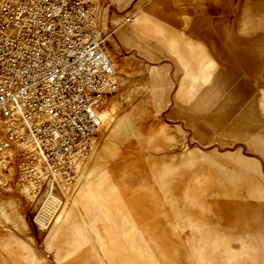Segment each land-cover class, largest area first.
<instances>
[{
  "label": "rangeland",
  "instance_id": "rangeland-1",
  "mask_svg": "<svg viewBox=\"0 0 264 264\" xmlns=\"http://www.w3.org/2000/svg\"><path fill=\"white\" fill-rule=\"evenodd\" d=\"M98 2L119 89L65 187L90 230L63 207L42 226L48 194L0 188V264H264V71L249 72L263 50L248 45L263 23L231 0ZM133 6L147 27L124 40Z\"/></svg>",
  "mask_w": 264,
  "mask_h": 264
},
{
  "label": "built area",
  "instance_id": "built-area-1",
  "mask_svg": "<svg viewBox=\"0 0 264 264\" xmlns=\"http://www.w3.org/2000/svg\"><path fill=\"white\" fill-rule=\"evenodd\" d=\"M109 17L96 0H0V172H14L0 188L28 186L37 199L75 177L119 89Z\"/></svg>",
  "mask_w": 264,
  "mask_h": 264
},
{
  "label": "bare ground",
  "instance_id": "bare-ground-1",
  "mask_svg": "<svg viewBox=\"0 0 264 264\" xmlns=\"http://www.w3.org/2000/svg\"><path fill=\"white\" fill-rule=\"evenodd\" d=\"M98 2V0H96ZM99 3V2H98ZM115 9V8H113ZM125 18V17H124ZM111 22L109 23L108 21H104V23L102 24L103 26V31L106 34V31H108V33L106 34V38L107 41L108 39L114 35V31L112 29H109L111 26ZM137 52V51H136ZM145 62H148V60H146ZM115 67V65H114ZM115 74H116V68H115ZM117 80V77H116ZM118 82V80H117ZM113 94H111L110 96H112ZM108 96L104 102V104L102 105V107L98 110L97 112V116H98V121H99V128L98 130L101 128L102 123H103V116H102V112L101 110L107 105V103L109 102V97ZM113 109H111L112 111ZM111 111L109 112H105L104 116H105V122L108 120H110V118L112 117L111 115ZM98 130L96 131L95 135L92 136L91 140H90V150L88 151V153L82 157L78 163H77V167H76V175L75 177H73V179L70 182H67L66 184H64L63 186L59 187L57 189V191L55 193H59V191L61 189H63V194H64V201H58L56 198L53 197V194L55 193H51L49 190L45 191V193L39 198L42 199L43 196L45 194H48L46 201H44V205L40 211V213L38 214V216L36 217V220L38 221L39 224H41L42 226H46L47 224L50 223L52 217H54L58 211L60 210L61 207H63V209H69L72 213L75 214L78 223L81 226L82 231L87 235L88 230H90V226L89 224L83 219L82 215L80 214L77 205L75 203V201H73L71 199V197L68 195V189H66V186H69L71 183L74 182L75 178L77 177V174L81 168V166L83 165V163L85 162V160L87 159V157L89 156V154L91 153V150L93 148V145L95 144V136L98 134ZM12 155V154H11ZM84 170V169H83ZM14 176V172L13 170H11L10 172H8L7 174L0 172V184H4V183H8L9 180ZM83 176V175H82ZM83 178V177H82ZM81 180V179H80ZM103 178H100L97 180L98 184L103 182ZM83 181V180H82ZM16 187H18V189L25 194L26 198L29 201H36L37 199L34 196V193L32 192V189L29 188L28 186H24V185H17ZM3 190H10L11 188H7L5 189L4 187H1ZM38 199V200H39ZM60 205V206H59ZM56 217V216H55ZM54 219V218H53ZM47 227V226H46Z\"/></svg>",
  "mask_w": 264,
  "mask_h": 264
},
{
  "label": "crops",
  "instance_id": "crops-1",
  "mask_svg": "<svg viewBox=\"0 0 264 264\" xmlns=\"http://www.w3.org/2000/svg\"><path fill=\"white\" fill-rule=\"evenodd\" d=\"M244 4L242 6V13L239 11V3H237L238 5L235 6V2H240V0H231L232 2V8H233V14L235 16L238 17H242V18H248L253 20L254 22H258L260 24L263 23V27H264V10L260 9V4L257 2V0H244ZM223 7V1L220 2V4L218 5V9ZM109 8H116L113 4L109 5ZM111 9V10H112ZM159 11H162V9H159ZM132 14L133 15V26L129 27L123 31H121L120 36L124 39L127 40L129 37H133L136 36L138 32L144 30L147 27V23H148V19L147 17L143 14L141 16H139V18H137L136 20L134 19L135 14L137 13V10H135V7H131V10L129 11H124L123 13H120V16L123 14ZM186 26H190V21H187ZM240 29H235L233 28L232 30V34H233V38L236 39V37L239 39L241 37L240 34ZM199 37H202L204 39H206L208 41V34H209V27H208V21L205 22L204 27H203V31L199 32L198 30H196L194 32V34H196ZM248 45L249 48H251L252 45H254L259 49H262L263 51H260L259 53H257L258 55L253 57V62L251 60V57L249 58L250 61V66L253 63V69L252 71L249 72H254L256 73H260V71H264V28L263 30L260 31H255L253 37L251 35H248ZM162 64V63H160ZM156 66V65H154ZM160 66V65H158ZM173 66V65H172Z\"/></svg>",
  "mask_w": 264,
  "mask_h": 264
}]
</instances>
